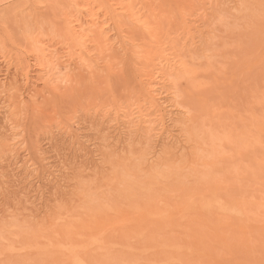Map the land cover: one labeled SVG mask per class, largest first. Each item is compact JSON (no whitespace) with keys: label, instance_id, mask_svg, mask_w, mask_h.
<instances>
[{"label":"bare ground","instance_id":"bare-ground-1","mask_svg":"<svg viewBox=\"0 0 264 264\" xmlns=\"http://www.w3.org/2000/svg\"><path fill=\"white\" fill-rule=\"evenodd\" d=\"M63 1L61 0L58 2L57 0L55 4H49L50 6L48 7L52 10L53 7H59L58 3L63 6L66 0ZM72 1L73 3L75 2V6L79 9L85 6L88 9V6H90L88 9L89 13L86 12L89 19L84 17L85 20H83V17H79V15H81L80 11L82 10H79V14L76 13V10L78 9H73V6L69 5ZM83 1H86L83 2L85 6L80 3L81 7H79L80 4L77 3L79 0H70L68 4V1H66L65 6L59 7V10L61 9V18H58V21L59 24L62 25L61 29L63 31V37L66 36L64 37L66 38L65 40L68 38L67 41L72 42H70V45L74 43V48L77 49L78 47L81 51V53L78 51L79 49L77 50L78 52L76 51L78 53H76L77 56L79 53L81 54L79 56L80 58L75 56L77 60H80H78L79 62H75L71 57H69L68 62H72L73 60L74 67L75 64L78 65L81 63L80 66L82 65L81 69H83V71L86 72L84 69H87L90 76L93 75L94 77L95 75L96 78H94L92 82L96 79L100 84L99 80L101 79V76L97 71L98 69L101 71L103 67L100 69L98 68L99 66L94 63L95 60L96 62L98 61L95 59L97 57L94 56L97 53H93L94 59L91 58L92 55L89 56L86 54L87 51L90 52L91 49L90 47H87L86 49L90 50H86L85 52L83 48L86 46H84V44H86L87 41H90L88 38H92L91 40L93 42L91 41L92 44L90 45L95 48L96 46L97 48L100 46V49L103 47L105 55L108 54L110 56L113 51H116L114 48L117 45H120V48L118 46L116 47L118 49L124 47V51L121 49L123 51L121 55L125 53L126 55H123V57L126 58L123 59L121 57V65L120 67L117 65L119 68H116L117 70L119 69L118 71L114 69V67L112 70L110 69L113 65L116 66L114 62L111 64L110 59L120 53L115 54L116 52H114L112 58H109L110 62L108 63L112 66L109 67V64L107 63L106 65L105 63L106 67H109L108 70L111 72V75L115 74L113 72L114 70L117 72V76L119 77L117 80L119 81V79H121L124 84V87L120 86L123 87L121 89H128V92L125 91L127 92L125 94L123 93V90L121 91V93L124 94V103H127L122 106L124 107L123 109L121 107L122 111H120L121 113L124 112V122L126 124L129 123V125L132 123L131 126L136 124L135 127L137 128H135V130L137 131H134L139 138V142H142L140 141L141 137H139V135L142 136L147 134L142 138L148 137V139H150L149 137H154V134H156V131H158L159 128L160 135L164 134L163 137H166L163 139H166L171 135L170 129L174 125L181 132L184 144H182V146H175L174 144L176 143L168 144L167 146L166 144H163L165 146L159 148L160 150L158 151H153L154 154L148 157L147 155H149V153L141 151L143 149L140 147L141 143L139 146L136 142L139 149L136 150V156L131 153L134 157L129 154V157L127 155V157L124 156L125 158L121 156L119 161L114 165L112 161L109 163L114 167L110 168L112 169L111 176L108 175V177L105 178L107 179V182L105 180L104 183L106 182L108 187L110 185L112 191L110 190L111 192L104 194L101 193V199L99 200L94 197L98 200L96 202L97 205H95L86 202L84 198H86L87 195L85 196L84 191L81 190L78 195L76 194L77 196L75 195L77 198L75 197L73 199L78 204L74 202L76 204L72 203V208H66L65 206L64 210L61 209L62 211H57L58 213L56 216V213L54 214V222L60 227H58L59 229L54 228L55 230L51 229L52 231H49L52 224L47 229L48 231L44 230L46 228H41L38 231L40 234L34 229L38 235L29 231L31 234L30 236H27L29 234H25L27 238L29 237L25 240L23 239V235L26 232H23L22 228L21 230L20 228L15 229L19 226H13V224L8 225L11 227L8 228L6 226L7 232L5 227L3 228L2 226L4 229L3 231H5L4 233H7V235L4 233L2 234L5 236L0 234V263L1 261L2 263L4 261L9 262L7 258L12 256L15 257V255L17 257L20 255L23 256V252L25 256L26 254L29 256L28 253L31 254L32 252H36L35 254L32 253L33 255H36L33 258L34 261L30 260V262L24 264H136L138 260L135 262L133 259L134 257L132 258L130 254L135 253L134 251L138 250V258L144 257L145 255L150 256L147 257V259L142 258V260L145 259L142 261L144 264H184L188 257L190 259L192 258L191 260L196 261V264H199V261L201 264H264V238L257 235L262 239V242L256 237V235L254 236L258 240L251 238L252 236L250 235L251 233L253 234L252 231L256 230V228L257 230L258 227L264 228V71L260 74L261 76L257 75L255 72L258 62L264 64V46L262 47L264 41H261V39L264 40V19L261 20L263 21V23L260 22L261 24L255 22L256 25H259L260 27L262 26L261 33L263 34V38L260 40L256 38L258 41H254L255 43L253 44V40L256 39L253 35L254 33L251 32H255L254 30L250 31V34H241V37H239L240 35L238 36L240 31H227L232 35L226 33L223 37L222 34L221 36L224 39H220L223 43L220 44L221 47L219 46L216 48L217 50H215L219 53L227 54H223L225 58L222 54L221 56L217 55L219 56V59L218 57L213 58V50L212 55L210 54L209 56L207 53L208 55L205 57L208 58V60L204 61V51L207 50L208 52V50L211 49L207 48L211 43L208 42L209 44H206L207 47L205 46L206 42L204 40L207 37L206 40L209 41V37L206 35V37H203V33H205L210 22L208 21L209 23H207V20L209 19L207 11H202V13L198 14V16L196 15L197 18H195L196 16L192 13L195 2L194 0H113L114 3L112 0ZM91 1L96 2V4L98 3L100 7L103 6L104 11H106L105 7L107 8V12L110 14V17L107 16V18L112 19V25L115 27H113V30H117V33L119 30H121L122 33L125 31V35H123L122 38L125 36L124 38H126V40L120 38L123 41L120 44H117L114 41L118 40L116 37L119 35L121 36L122 33L119 32L120 34L118 33L115 38L112 36L116 39L114 40L109 35V33L111 34L113 31L110 30L112 27L106 28L104 27V23V25H101L95 21L97 19H94L93 17L95 12H93V9L92 11L90 10L94 5ZM211 1V7H213V9L214 6L217 8L222 3L220 2L222 0ZM52 2H55V0ZM219 2L220 4H218ZM244 2L248 3V1ZM118 4H120V9L116 6ZM68 6H70V8H68ZM259 6L264 7V0ZM46 7L47 5H45V8ZM65 7L68 9H65ZM71 8L75 11L74 13L78 14V16L71 13ZM85 9L83 10L85 11ZM70 13L72 15H70ZM110 19H107V21H110ZM122 26L125 28L124 31H122ZM250 26L251 24L246 27ZM258 28L257 31L260 30V28L259 30ZM87 31H90L91 33ZM206 31L211 32L209 27ZM34 32L37 33L36 30H34ZM36 33L35 35H37ZM222 33L225 32L222 31ZM235 33H238V39L236 38ZM32 34V38H36L30 40V46L32 45V48H30L33 49L35 53L38 51V55L40 56L38 60H41V63H39L40 70L37 72V78L34 83L37 81L41 82L42 92H39L42 93V96L45 93L52 94L54 92V94H56L55 91L59 90L61 82L66 79L63 78V75H65L63 74V71L67 66L64 65V68L60 73L58 65H60L59 61L61 58L59 59V56H54L56 53L55 51L54 54L44 52V50H42V45L41 48L37 45V41L39 42L37 39L38 35L34 36L33 31ZM38 34L40 36V32ZM116 34L114 33V35ZM246 35H249V40H245L248 42L241 40ZM86 36L89 37L86 39ZM196 38L198 40H196ZM246 38L247 36L245 39ZM82 39L85 40L82 41ZM139 39L141 40V44L138 46L137 40ZM226 39H228L227 42L224 41ZM251 39L253 40L251 41ZM112 41L117 45L115 46ZM254 45L256 46L254 47ZM135 46H138L141 49H134ZM222 47L223 49L221 51ZM104 50H102V52ZM121 50H119V52H121ZM102 52L101 55L103 56H101V58L103 57L102 59L106 60V57L104 59L105 55L102 54ZM199 52H201V54H199ZM217 52L214 53V56L219 54ZM84 53L86 57H81ZM89 54L92 53L90 52ZM197 54H199V56ZM208 56L212 57V60L218 59L219 62L218 60L212 61ZM220 57L223 58L221 59ZM201 58L202 60L199 61ZM21 59H23V57ZM24 59H26L25 56ZM115 59H117L116 56ZM214 61L217 64H215ZM23 62L24 60L22 61L23 67L21 64V67L18 65L21 71L25 67V62ZM71 62L70 65L73 63ZM62 63H64V61H62ZM219 64L222 65L219 66ZM26 65L27 67H25V69L28 68V64ZM80 66H77L78 70ZM73 68L72 70L74 71L76 68ZM25 69L23 70L24 72H22L25 80L28 82L30 80V71H25ZM70 70L68 71L70 72ZM118 72H120L119 75ZM68 74L71 76L72 73ZM96 74L99 76V80ZM75 75L77 74H73L72 77ZM82 75L86 76L85 74H81V78H78L79 81H81V85L82 80L85 82L89 79V77L87 79L85 78L86 80L82 79ZM177 76L180 77L178 78ZM109 78L107 77V79ZM175 78L177 79L176 81ZM111 79L112 77L109 81ZM66 80H68V83L67 81L65 82L70 85V77L69 79L67 77ZM73 81L76 83L77 80ZM104 81H107L108 84L106 78ZM113 82L115 83L117 81ZM34 83L32 84L33 87L31 92L36 91ZM102 83V86L97 84L98 88H105L103 86L104 82ZM89 84H91V82ZM177 84L179 87H185L186 94L183 93V96L185 97L182 98L185 100L184 103L189 106L188 110L179 109L182 104H179L178 107V103L176 104L175 101H173L176 100L173 98L174 93H170V95H173L172 99H170L171 96L166 95V93L169 94V91L176 89L175 87ZM0 85H2V83ZM63 85L65 87V83ZM63 85L62 91L63 89L66 90L68 87L64 88ZM78 86L75 87V84H71V89L69 87V91L74 88V92L76 90L75 88ZM83 86L85 88V85H82V87H80L81 91L78 89L79 87L77 88L78 90L76 91L78 92V95L79 93L81 94V92L86 95L87 93L84 90L87 88V90L90 91L89 89L92 88L86 87L84 89ZM110 86L111 85L109 84V89ZM3 88L4 87H2V90ZM100 89L98 90L101 91ZM69 91H67V93H73ZM76 91L74 92L76 93L74 94L75 97L71 94V100L73 98L77 99L78 96L76 97ZM93 91L95 90L93 89ZM37 92L30 94L31 97L37 95ZM64 92L65 91H63V93ZM109 92H112V89ZM54 94H52V97ZM65 95L66 98H70V96H68L69 94H66V92ZM86 96L83 97L87 98ZM109 96L111 97V95ZM168 97H170L169 100ZM69 98H67V101ZM90 98L88 100H90ZM44 99L43 101H45ZM123 99H121V101ZM77 100L75 101L77 102ZM75 101H72L74 106L78 104ZM48 102L46 103L47 105ZM17 103H19V100L11 101L9 106L16 107ZM128 103L134 104V106L132 105L133 109L137 108L138 110L139 108V110L135 113V110L133 112L132 109V112L129 113L131 111V105L129 108L126 107L129 105ZM43 104L44 103H42V105ZM113 105L115 104L113 103ZM135 105L137 107H135ZM144 106L146 108L143 110L142 107ZM181 107L184 108V105ZM111 108L113 107L111 106ZM116 109L115 114L120 116L117 114L119 108L117 107ZM125 109H127V111ZM107 110V112H110L109 109ZM128 110L130 111L128 112ZM38 114L42 116L40 113ZM115 114L112 116L114 117ZM165 114L167 115L165 119L173 122L172 126H169L170 129L166 123L167 120L164 122ZM109 116H111V112ZM115 118L113 120H115ZM116 121H119V119ZM121 122L123 123L122 120ZM152 122H156L157 126L159 124L161 127L151 129L154 126V123L152 125L148 124H151ZM144 124L149 127L151 126L149 130L147 127V129H144L143 131V127H146ZM169 125H171V123ZM198 127L200 128L198 129ZM156 128L158 129L155 130ZM153 130V136L149 135ZM158 134L159 133H157L156 137L159 136ZM172 136L174 137L175 135H171V137ZM182 136H180V138ZM8 138L5 141L3 140V142L1 140L0 148L3 149V147H7L8 151L12 152L15 156V152L18 153V148H13L15 146H12V143H10L13 140ZM175 140H178L176 142L179 143L182 141L179 140L178 137ZM143 141H145V139ZM160 146H162V144ZM36 150H38V148ZM121 158L122 160H120ZM35 163L38 164L37 162ZM198 174L200 176L204 174L202 177L207 175L206 177L209 179L205 178L206 180H204L200 178V176H197ZM92 186L91 188H93ZM85 187L88 188L87 186ZM70 204H68V207ZM172 227H179L178 229H180V232L186 234L183 237L186 238V236L189 235L191 238H188V236L187 241H184L185 238L182 239L183 241L179 239H177V241L176 238L172 240V236L170 237L169 235H166L168 233L167 230L170 231ZM227 228L231 229L234 233L241 232L244 235L250 233V238L255 240L256 243L252 244L249 241L250 243L245 242V244H243L240 239L232 240V236L229 235L228 238L227 235H223V231ZM42 229L46 233H42ZM150 230L151 232L156 231L159 233L166 231V234L163 232L161 235L159 233L154 235L157 236L158 234L160 235V239H163L164 236L162 237V234H164L166 235V238L168 237L170 240L167 238V240L158 239V241L155 240L159 238L157 236L151 241V238L154 237L152 233L151 238H146V240L148 239L147 241H149V243H146L144 235L148 236L147 234H149ZM262 230L264 231V229ZM257 232H255V234ZM125 235L128 237L130 235L136 240L142 236L144 237L143 241H145L146 244L141 241L143 245H140V240L143 239L141 237L139 238L140 240H138L140 246L136 247V243L134 245L130 244L131 242L127 243L130 240V237L129 240H127L128 237ZM262 235H264V233ZM121 240H127V242H124L125 245ZM126 244L133 245L135 248H133V246H127ZM214 247L220 248L222 251L219 250L218 252L221 253L217 252V255V250L215 252L212 251ZM234 248L246 251L248 257L236 254ZM251 250L258 251V256H249ZM167 251L171 252V255L168 254L169 252ZM125 252L128 254L125 255ZM37 254H40V257H37ZM141 254L142 256L140 257ZM159 254L163 255L161 256ZM136 255L135 258H137ZM132 256L134 255L132 254ZM35 257H37L38 261H36ZM38 258L41 261H39ZM190 262L192 263V261ZM185 264H187V262Z\"/></svg>","mask_w":264,"mask_h":264},{"label":"rangeland","instance_id":"rangeland-1","mask_svg":"<svg viewBox=\"0 0 264 264\" xmlns=\"http://www.w3.org/2000/svg\"><path fill=\"white\" fill-rule=\"evenodd\" d=\"M47 1H49V2H47ZM52 1L53 0H46V1L45 0H0V84L2 83V85H0V88H1V90H0V142H1V140H2V142H3V140L5 141L9 137L8 139L13 140L12 142H10V143H12V146H15L13 148H18L17 149L18 153L15 152V156L17 154L16 157L14 156V154L12 152L8 151L7 147L6 148L3 147V149L0 148V227H1L0 234L1 235H4V234L7 235V233H4L5 231H3L4 230L3 228L5 227V230H6V226L8 228L11 227V226H8L10 224H13V226L14 225L19 226L15 229L20 228V230H21V228H22V231L26 232V233H24V235L29 234L27 236H30V234L33 232L36 235H38L37 232L41 228H43V229L46 228L44 230H47L51 224L52 225L50 226L49 231H52L51 229H54V228L57 229L59 226H57V224L54 222V214L56 213L55 214V216H56L58 213L57 211H60L61 209L64 210L65 206H66V208H72V205L77 203L73 199L81 192V190L84 191L85 196L87 195L86 198H84L87 203L89 202V204L91 203V204L97 205L96 202L99 199H101V197H100L101 193L104 194V193L112 191V189H111L112 187H110V185H109V187L107 186V183H106L107 179H105L108 177V175L111 176V173H112L111 170L112 169H110V168L114 167L113 165L119 161V158L121 156L124 157L127 155L129 157V154H131V153L135 155V153H137L136 150H139L137 144H139V146H140V143H141L140 147L143 148L141 151H143V152L145 151V153H149V155H147L148 157L150 155H153L156 150L157 151L160 150L159 148H162L163 146H165L163 144H166V146L168 144H172V143H176V144H174L175 146L176 145L182 146V144H184V141L182 140L183 136L181 135V132L178 130V128H176V126L173 125V127H171L173 122L172 121L170 122V120L168 121L167 119H165V117H167L166 114L164 115V119H165L164 122L167 120L166 123L168 124V127L169 126L171 127V129L169 127V129L171 131L170 132L171 135H175L174 137L172 136L173 138L171 137V135L169 137H167L166 138L167 142H166V139H163L166 136L163 137L164 134L160 135V128L159 127H161V126L159 124L157 126L156 122H152L151 124L147 123V124L152 125L154 123V126L151 129L158 127L159 129L156 128L155 130L158 129L159 132L156 131V134H154V130L151 131V134H149V135L154 134L155 136L152 138L149 137L150 139H148V137L142 138L143 136L145 137V135H147V134H144V135L141 134L142 136L139 135V137H141L140 141H142V142H139V140H138L139 138L136 135V132H135V131H137V130H135V128H137V127H135L136 124H133V126H131L132 123H130L131 125H129V123L126 124L124 122V120H125V117L123 116L124 112L121 113L120 111H122V109L124 108L122 106L127 104V103H124L125 100L123 99V97H124L123 95L128 92V89L127 88H126V90H125V88L121 89L124 87L123 86L124 84L121 81V79H119V81L117 80V78H119L117 76V72L114 70L113 72L116 75L115 74L111 75V72L108 70V68L110 66H112L108 63V62H110V60H111V64H113V62H114L116 65V66L113 65L112 67H110V69L112 70L113 67H114V69L120 67L121 57L123 59L126 58V57H123V55H126L125 53L121 55V53L124 51L123 50L124 47L121 48L123 51L121 49L116 48L117 46L120 48V45H117V44H120L123 41L120 38H122V36L125 35L124 34L125 33L124 26H122V28H123L122 31H124V32L122 33L121 30H119L118 33L120 32L122 34H121V36L119 35L120 37L118 36L119 38L116 37L118 35V33H117V30L116 31H115V29L113 30L114 25H112V21H111L112 19L107 18V16L110 17L109 12H107V8L104 6L106 9V11H104L103 6L100 7L98 5V3L96 4V2L91 1L95 5V6L94 5L92 6V4H91L92 8L90 9L91 11L93 9V12L96 13V14L94 13V15L96 17L93 15L94 19L97 18L95 21L100 23L101 25L104 23L105 25L104 24L103 25L106 28L112 27L110 30H113V31L111 32V34L109 33V35L111 37L114 36V38L116 37V39H118V40L120 39L119 40L120 42H119L118 40H116L112 37L114 40H116L114 42L117 43L116 44L112 41L115 46L117 45L116 47L114 46L115 47L114 50H116V51H113L111 56L108 54H106L107 55L106 56L104 53L105 52L104 48L102 47L100 49L99 48L100 46H98V48H97L96 45H98V44H96V42H94V43L96 44L95 46L97 49L95 47H92L90 45V44H92L91 43L92 38L89 39L88 38L89 36L88 37L86 36V39L88 38V40H90L89 41L90 43L87 40H86L87 43L83 42V43H86V44H84V46H86L85 48H83L84 51L86 52V50L91 49L90 52L92 54H89L90 52H88V51L86 54H88L89 56L92 55V57H91L92 59H94V56H96L97 58H95V59H97L98 61L96 62V60H95L94 63H96L99 66L98 68H100V69H101V67H103L101 69V71L99 69L97 71V73L101 76L100 77L101 79L96 74L98 76V80L100 79L102 81L99 80V82H100V84H99L98 81L95 79L93 81L95 83L94 84L92 82V80L94 78H96L95 75H94V77H93V75L90 76V73L87 71V69H84V70H86V72L83 71V69H81L82 65L80 66L81 63L78 64L80 66L79 70L77 69V66H78L77 64H75V67L73 66L74 61L75 62L80 61L79 59H78L79 60L78 61L77 58H75V56H77V54H78L77 52L80 51V49L78 47H77V49H75L74 48L75 46H73L74 43L72 45H70L71 41L70 42L67 41L68 38H67V40H65L66 38H64V37H66V36L63 37V34H62L63 33V31L61 29L62 25H60L59 21H58L59 20L58 18H61L60 17V10L61 9L59 10V7L65 6L66 1H68L67 2V4H68L70 0H66V1L64 0L65 2L62 0L65 3V4H63L60 2L61 4H63V6L59 5L58 2L61 0H58L57 3H58L59 7H56L57 5L55 6L56 8H54L52 6L53 8L51 10V8H49L48 6L53 5V3L55 4L57 0H55V2H52ZM114 1H116V0H114ZM114 1L112 0L113 3H114ZM194 1L195 2H194V7L192 10V13L195 16L196 15L198 16V14L202 13V11H207L208 12V15H207L208 18L209 19L211 18L210 20L209 19L207 20V23L210 22L208 27H209V30H211V32L206 31V30H208V27H207V29L205 30V33H203V37L208 36L209 41L206 40L207 37L205 40L204 39L203 40L206 42L205 43L206 47L209 43H211L212 46L208 45L207 48L208 49L211 48V49L208 50V52H207V50L204 51V55H203L204 57L205 56L207 57L208 54H209V56H210V54L212 55L213 50H214V53L217 52V51H215V50H217L216 48L219 46L221 47L220 44L223 43L220 38H222V40H223L224 39L223 37L226 35V33H228L227 31H231V32H239L240 31L239 34L238 33L237 34H238V36L240 35L239 37H241L243 34H250V31L254 30L255 32H251V33H254L253 35L255 36V39L257 38L260 40L261 38H263V34L261 33L262 26L260 27L259 25L255 24V22H257V24H259L260 22L263 23V21H264V20L261 21L262 19H264V7L259 6V4H261V2L263 0H234V1L230 0L231 2L229 0L228 1L222 0L220 2H222V3L224 2V3L220 4V2H219L218 4H220V6L217 8H216V6H214V9H213V7H211L212 6L211 0H194ZM244 1H248V3H250V4H248L247 2H244ZM83 2H86V1H83V0L80 1L79 0V2H77V3L83 4ZM72 3H73V1H72ZM74 3L72 5L71 4H69V5L73 6L72 7L73 9H76L77 6H75ZM247 4H248V6H247ZM45 5H47L46 8H45ZM70 6H68V8H70ZM83 6H85V4H83ZM116 6L120 9V4H118ZM79 7H81V4ZM85 7H82V8L85 9ZM244 7H246V8H244ZM68 8L65 7V9H68ZM82 8H80L82 11H80L81 15H79V17L80 18L83 17L82 18L83 20H85V18L89 19L88 14L86 12L89 13L88 9L90 8V6H88V9L86 7V9L88 11L86 9L84 11ZM73 9H72L71 13L75 12V11H73ZM77 9L78 10H76V13H78L80 10L79 8H77ZM209 11H210V13H209ZM71 13H70V15H72ZM76 13H74V15ZM105 13H107V14H105ZM78 14H76V15L78 16ZM210 15H211V17H210ZM197 16L195 18H197ZM107 19H110V21L109 20L107 21ZM87 21H89V20H87ZM107 24H109V25H107ZM211 24H212V26H211ZM249 24H251V26L252 25L253 26L252 27L251 26L246 27ZM258 27L260 28V30ZM245 28H247V29H245ZM257 28L260 32L257 31ZM34 30H36L37 33L34 32ZM245 30H247V31H245ZM32 31L34 33V36H37V35L39 36L38 33L40 32V36L39 37L37 36V39L39 40L40 43L37 41V43H38L37 45L40 48L42 45V48H43L42 50H44V52L54 54V51H55L56 53L54 54V56H56V57L59 56V59L61 58L59 61L60 65H58L59 69H60L59 70L60 73L62 72L64 65L67 66L68 69L64 68L63 74H65V75H63V78L67 79V77H68V79H69V77H70L69 83L75 84V87H76L78 85H81V83H80L81 81H79V79H78V78H81L80 77L81 74L86 75V76L82 75V79H85V78L87 79L89 77V79H87V80L85 79L86 83L84 82V80H82V85H85V88L86 87H89V88L92 87L89 89L90 91H88L87 88H86V90H84L85 88L83 86L84 89H82V90H84L87 93V94L85 93L87 96L84 95V93H82V92H81V94L79 93V95H78V92L76 91V90L80 89V87H82V85L78 86L79 87V88L77 87L78 89L75 88L76 89L75 91L77 92L76 97L78 96L79 98L77 97V99L81 100V101L79 100V103H78V100L76 98L75 99L73 98V97H75L74 94H76V93H74L75 91L73 92L74 88H72V90L69 91L71 89V87H70L71 84L70 85L67 84L68 80H66V79H65V81H67V83L65 81L61 82V84L59 83L61 85V87L59 86L61 88V91H60V88L58 87L59 90L55 91L56 94H54V92L52 93V94H54L53 97H52V94H47V93H45L42 96V93L39 92L42 89L41 82L37 81L36 83H34V81L37 78V72L40 70L39 69V67H40L39 63H41V60L40 61L38 60L40 57L38 55V51H37V53H35L33 51V49H31L32 45L30 46V43H29L30 40L33 39L32 38V36H33ZM222 31L225 33H222ZM87 32L91 33L90 31H87ZM35 33L37 35H35ZM114 33L115 34L117 33V34L114 35ZM206 33H208V34H206ZM228 34H230V33H228ZM237 34L235 36L238 39L239 37L237 36ZM230 35H232V34H230ZM261 35H262V37H261ZM246 36H247V38L245 39ZM246 36L241 40L242 41L249 40L248 39L249 35H246ZM254 36H253V39H254ZM124 37L122 39L126 40V38H124ZM258 37H260V38H258ZM35 38L36 37H34V39ZM233 38H235V37H233ZM113 39H111V40H113ZM253 39H251V41ZM257 39L253 40L252 43L254 44L255 43L254 41H258ZM84 40L82 39V41H84ZM196 40H198V39L196 38ZM227 40L228 39H226L224 41L227 42ZM261 41H264V40L261 39ZM137 42H138L137 45L139 46L141 44V40L139 39V40H137ZM245 42H248V41H245ZM124 43H125V41H124ZM70 46H72V47H70ZM138 46H135L134 49H137V50L141 49ZM255 46L256 45H254V47ZM263 46H264V42L262 44V47ZM87 47H90V49H86ZM121 47H122V44H121ZM126 47H128V46H126ZM133 47H132V49H133ZM230 47H231V45H230ZM250 47H253V46H250ZM207 48H205V49H207ZM222 49H223V47L221 48V51H222ZM102 50H104V51L102 52ZM119 50H121V52H119ZM219 51H220V49H219ZM101 52H102V54L105 55L104 59L106 57V60H103L102 59L103 57L101 58V56H103V55H101ZM114 52H116L115 54L120 53L119 54L120 56L115 55L117 59H115V56H113ZM205 52H206V54H205ZM80 53H81V51H80ZM80 53L77 56L78 58H80L79 57L81 55ZM93 53L94 54L97 53V54L94 55ZM214 53H213L212 57L213 58L218 57V59H219V56H221V54L224 58H225L224 55H227L225 53L217 52L219 54H216L214 56ZM19 54H22V55H19ZM72 54H74V55H72ZM199 54H201V52H199ZM199 54H197V55L199 56ZM23 55L25 56L26 59H24ZM217 55H219V56H217ZM83 56H85V53L82 54L81 57H83ZM112 56H113V58H112ZM20 57L21 58L23 57V59H21ZM69 57H71L74 60L73 61L72 59H70V60H72L73 63L69 60L72 63L71 65H70V62H68ZM98 57H99V59H98ZM110 57L112 59L109 60ZM206 57L203 58L204 61L208 60V58H206ZM212 57H209V59L212 60ZM218 59H213V60H218ZM18 60L20 63L18 62ZM21 60L22 61L24 60V62H25L24 66L25 67H27L26 64H28L27 69H25V67H24L25 71L26 70L30 71L29 72V74H30L29 79L30 80L28 82L25 80L24 75H23L24 69L22 70L23 72L21 71V69H19V66L21 67V65H22ZM201 60H202V58L199 59V61H201ZM62 61H64V63L65 62H67V63L64 64V63H62ZM101 61H103V62H101ZM218 62H219V60H218ZM105 63H106V65L108 63L109 67H106ZM214 63H215V61H214ZM215 64H217V63H215ZM222 64H224V63H222ZM222 64H219V66ZM22 67H23V65H22ZM72 68L73 69L76 68V69L73 71ZM68 70H70V72ZM76 70H77V72H76ZM104 70L105 71L107 70L109 73L107 71L105 73ZM65 71H66V73L67 72L70 74L72 73L71 76L68 73L66 74ZM81 71H83L84 73ZM263 71H264V64L258 62L256 65V69H255L256 74L261 76L260 74H262ZM104 73H105V75H104ZM119 73L120 72H118V75H119ZM73 74H77V75L72 77ZM78 74H79V76H78ZM67 75H69V76H67ZM109 76H110V78L112 77V79H111L112 82H111V80L109 81V79H110ZM107 77L109 79H107ZM177 77L179 78L180 76H177ZM181 77H183V76H181ZM105 78H106V80H108V84H107V81L106 82L104 81ZM113 78H115L116 80ZM176 78H175V81L177 80ZM182 79H184V78H182ZM71 80H72V82H71ZM73 80H77L76 83L77 82L78 83L76 84ZM96 81H97V84L99 86H102L101 84H103L102 82H104L103 86L105 88H103V87H101L103 89L98 88ZM113 81H117V82L114 83ZM29 82H30V84H29ZM90 82H91V84H89ZM33 83L35 84V87H36L35 92H37V91L38 92L36 93L37 95L31 97L30 94L35 93L33 91L31 92V89L33 87V85H32ZM64 83H65V87L63 85ZM109 84L112 86V87L110 86V89L108 87ZM113 84H114V86H113ZM62 85L64 88H66L68 86L67 87L68 89L67 88H66V90L63 89V91H65L66 94H69L68 96H70V98L69 97H67V98H69L71 100V94L73 96L72 97L73 99L71 101L68 99V101H70V102L67 101V98L65 97L66 96L65 92L63 93V91H62ZM120 86H123V87H120ZM177 86L179 87L178 84H177ZM177 86L176 87L174 86L176 89L172 88L174 91L173 90L169 91V94L166 93L167 96H171V98L168 97V100H169V98L172 99V97L174 95L173 98L176 100H173V101H175L176 104L178 103L177 106L179 107V104L184 105V108L181 107L182 106L181 105L179 107V109L180 110L181 109L188 110L189 106H187L184 103L185 100L183 99L185 97V96H183V93H185V87L180 86L178 88ZM2 87H4L3 90H2ZM69 87H70V89H69ZM93 89L96 92L93 91ZM98 89H100L101 91H99ZM111 89H112V92H109V91H111ZM122 90L124 91L123 92L124 94L121 93ZM168 90H170V89H168ZM67 91L73 92V93H67ZM80 91H81V89H80ZM125 91H127V92H125ZM90 92H91V94H90ZM59 93H61V94H59ZM62 93H63V95H62ZM106 93L111 95V97L109 95H107ZM170 93H172V94L174 93V94L170 95ZM93 94H95V95H93ZM90 95L91 96L93 95V96L91 97ZM83 96L84 97L86 96L87 98H84ZM89 98H90V100H88ZM43 99L46 102L43 101ZM121 99H123V100L121 101ZM16 100L17 101L19 100V103H17L16 107L9 106L11 101L13 102ZM73 100L74 101L77 100V102L75 101L76 103H78L76 106L73 105V102H72ZM119 100L121 101V103ZM47 102H48V105L46 104ZM42 103H44L45 105L44 104L42 105ZM76 103H74V104H76ZM113 103L119 108V110H118L119 112L117 111V114L120 116H117L115 114V112H116L115 110H117L116 109L117 107L115 105H113ZM122 103H124V104H122ZM209 104H210V102H209ZM130 105H131V107H130L131 111L128 110V112L130 111L129 113L132 112V109H133L132 105L134 106V104H129L126 107L129 108ZM41 106H42V108H41ZM111 106L113 108H111ZM121 107H122V109H121ZM135 107H137V106L135 105ZM142 108L144 110V108H146V107L144 106ZM107 109H109V111L111 112V116H109L110 112H107L108 111ZM112 109H113V111H112ZM40 110L42 113L40 112ZM125 110L127 111V109H125ZM125 110H123V111H125ZM134 110L136 113V111H138L139 108H138V110H137V108L133 109V112H134ZM34 112L36 113V115ZM145 112H146V110H145ZM38 113H40L42 116H40ZM107 113H109V114H107ZM119 113H121V114H119ZM114 114H115V116L113 117L112 115H114ZM37 115H39V116H37ZM114 118H115V120H113ZM117 118L119 119V121H116V120H118ZM120 119L123 121V123L121 122ZM169 122L171 123V125H169L170 124ZM145 126H146L145 128L143 127V131H144V129H147V127H148V130L151 127V126L149 127L147 125H145ZM173 128H175V129H173ZM199 128L200 127H198V129ZM127 131H129V132H127ZM65 132H67V133H65ZM71 133H72V139H71ZM141 133H143V132H141ZM148 133H150V132H148ZM157 133H159L158 134L159 139H158V137H156ZM176 133H179V134H176ZM180 136H182V137L180 138ZM177 137L179 138V140H182L180 142L181 144L179 142H176V141H178V140H175V139H177ZM144 139H145V141H143ZM171 140L175 141V142H172ZM77 142H79V143H77ZM136 142H137V144H136ZM160 143L162 144V146H160L161 145ZM29 147H30V149H29ZM35 148L36 149L38 148L39 151L36 150ZM29 150L30 151L33 150V151L30 152ZM36 151H37V153H36ZM179 153H181V152H179ZM132 154L130 156L134 157ZM37 158H38V160H37ZM116 159H118V160H116ZM120 160H122V158ZM33 161H34V163H33ZM111 161H112L113 165L109 164V163H111ZM35 162H37V163L40 162V163L36 164ZM203 175L200 176L198 174L197 176H200V178L206 180L205 178H208V177H206L207 175L205 177H202ZM105 180H106V182H105L106 184L104 183ZM85 186H87L88 188L90 186V188L88 189ZM91 186L93 188H91ZM88 192H90V193H88ZM94 197L98 198V200ZM70 200H72V201H70ZM93 201H95V202H93ZM70 202H71V204H70ZM74 202H76V203H74ZM68 204H70L69 207H68ZM53 223H55L56 225ZM2 226H3V228H2ZM178 228L179 227H172L170 231L167 230V232H168L167 234L165 233L166 231L165 232L163 231V232L167 236L168 235L170 237L172 236L171 237L172 240L175 238H176V240L177 239L182 240L185 238L183 236H185L186 234L180 232V229H178ZM259 228L260 227H258V230L256 228V230H254V231L255 232L258 231L260 233L261 231H263L262 229H264V228H260V229ZM43 229H42V233H46V232H44ZM259 230H261V231H259ZM254 231H252L253 234L249 233L252 236L251 238H253L255 240L259 239L260 241H262V239H260L259 237L264 238V235H262L264 233V231L261 232L260 234L258 232H257L258 234L257 233L255 234ZM6 232H7V230H6ZM163 232H161V233H163ZM2 233H4V234H2ZM152 233L154 235V234L159 233V232H156V231L151 232V230H150L149 234H147L148 236L144 235L146 243L147 242L149 243V241H147L148 239L146 240V238L147 237L151 238ZM161 233H159V234L161 235ZM249 234L244 235L241 232H235L234 233V232H232L231 229H228V228L223 231V235H227V237H228V235L232 236V240L240 239L241 243H243V244H245V242H248V243L251 242L252 244L256 243L255 240L250 238ZM24 235H23V239L27 240L29 237L27 238V236L25 235L26 236L25 237ZM127 235H125V236H127ZM130 235H129L130 240H129V237L127 236L128 237L127 240H129L128 242H127V240L126 241L121 240V241H123V244H124V242H127V243L131 242L130 244L134 245L136 243L137 245H135V246L139 247L142 244L141 241L144 240V237L141 236L143 238L142 240L139 239L141 237L137 238V240H136L135 238L133 239V237H131ZM153 235H152V237H153ZM160 235L157 234V236L159 238H157L155 240L160 239ZM166 235L162 234V237L163 236L164 237H163V239H160V240H167L168 237L166 238ZM254 235H256V237L258 239L255 238ZM157 236L154 235V237L151 238V241ZM188 236L189 235L186 236L184 241L188 240L187 239ZM236 236H238V237H236ZM188 238H191V236H189ZM138 240H140V245H139ZM168 240H170V239L168 238ZM176 240H174V241H176ZM145 241H143V243H145ZM132 242H134V243H132ZM130 244L129 245L126 244V245L132 247L133 245H130ZM135 246H133V248H135ZM219 250H221V249L217 248V247L216 248L214 247V249H212V251H214V252L216 251L217 255H218V253H221V252H218ZM234 251L238 255L248 257L246 251H244V250H241L239 248H234ZM134 252L135 253H131L130 256L132 258L134 257L133 259L135 260V262L137 260L139 261V262L137 261L136 264H141V263H143L142 262L143 260L147 259V257H150L147 255H145V256L143 255L144 257H141L142 256V254H141L140 255L141 258H138V255H139L138 250L134 251ZM167 252H169V251H167ZM35 253L36 252H34L33 254H35ZM170 253L171 252H169L168 254H170ZM258 253L259 252L256 250H251V252L249 253V256H251V255L258 256ZM31 254L28 253L29 256H27V254L25 256L24 252H23L22 253L23 256H21V255L20 256L18 255L19 257H17L16 255H15V257L12 256L10 258H7L9 260V262L3 260L4 262L2 263V261H1L0 264H24V263L30 262V260L34 261L33 258L36 255H33V254L31 255ZM127 254L128 253L125 252V255H127ZM132 254L134 256H132ZM30 255H31V257L32 256L33 257L31 258ZM39 255L37 254V257ZM135 255L137 258H135ZM159 255H161V254H159ZM170 255H169V257H170ZM37 257H35L36 261H38ZM165 257H168V256H165ZM105 258H106V256H105ZM142 258H145V259L142 260ZM157 259H159V258H157ZM189 259L190 258L188 257V259H186L187 261L184 262V260H185V258H184V260H183L184 264L186 262H187V264H192V263L196 264L197 263L196 261L191 260L192 258L190 260ZM39 261H41V260L39 259ZM190 261H192V263ZM168 264H171V263H168ZM199 264H201L200 261H199Z\"/></svg>","mask_w":264,"mask_h":264}]
</instances>
